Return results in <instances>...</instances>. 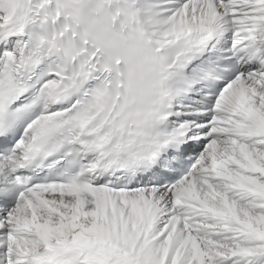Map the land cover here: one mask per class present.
Returning <instances> with one entry per match:
<instances>
[{
    "label": "snow or ice",
    "instance_id": "obj_1",
    "mask_svg": "<svg viewBox=\"0 0 264 264\" xmlns=\"http://www.w3.org/2000/svg\"><path fill=\"white\" fill-rule=\"evenodd\" d=\"M0 264H264V0H0Z\"/></svg>",
    "mask_w": 264,
    "mask_h": 264
}]
</instances>
